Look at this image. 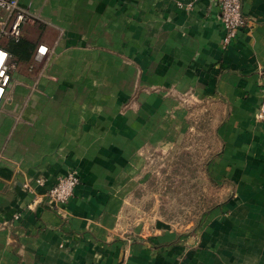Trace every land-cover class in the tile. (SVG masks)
Masks as SVG:
<instances>
[{"label": "crops", "instance_id": "1", "mask_svg": "<svg viewBox=\"0 0 264 264\" xmlns=\"http://www.w3.org/2000/svg\"><path fill=\"white\" fill-rule=\"evenodd\" d=\"M20 5L32 51L11 60L0 107V264H264V0H241L227 46L216 0ZM199 117L220 199L178 226L143 200L147 155ZM73 168V195L51 208L47 189Z\"/></svg>", "mask_w": 264, "mask_h": 264}, {"label": "rangeland", "instance_id": "2", "mask_svg": "<svg viewBox=\"0 0 264 264\" xmlns=\"http://www.w3.org/2000/svg\"><path fill=\"white\" fill-rule=\"evenodd\" d=\"M24 40L32 46L28 39ZM26 43L11 60L31 58L32 47ZM5 44L11 50L15 42L8 40ZM216 146L213 125L199 117L191 130L177 142L149 152L145 203L154 206L158 214L178 226L197 223L203 213L220 199L218 187L209 180L206 172V164L215 154Z\"/></svg>", "mask_w": 264, "mask_h": 264}, {"label": "built area", "instance_id": "3", "mask_svg": "<svg viewBox=\"0 0 264 264\" xmlns=\"http://www.w3.org/2000/svg\"><path fill=\"white\" fill-rule=\"evenodd\" d=\"M220 6V21L224 30L223 46H227L233 40L237 32L246 25L242 12L241 0H216ZM29 12L20 5V0H0V107L7 94L11 83L10 49L5 41L18 42L22 37V28L29 19ZM48 52L45 44L36 48L35 60H42ZM260 85L264 90V66L260 69ZM257 117L264 122V102L259 106ZM44 178L35 179L37 185H44ZM80 181L76 169H71L67 174L60 177L56 183L46 191L48 205L56 210L59 206L68 202L73 195L74 189ZM23 186L31 190L30 182H24Z\"/></svg>", "mask_w": 264, "mask_h": 264}, {"label": "trees", "instance_id": "4", "mask_svg": "<svg viewBox=\"0 0 264 264\" xmlns=\"http://www.w3.org/2000/svg\"><path fill=\"white\" fill-rule=\"evenodd\" d=\"M24 43H26V41L24 39H21L18 42H15V44L13 45V48L11 49V51L14 52L15 54H17L18 52H20V50L24 49ZM26 46L29 47L31 45L26 43Z\"/></svg>", "mask_w": 264, "mask_h": 264}]
</instances>
